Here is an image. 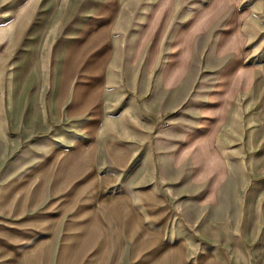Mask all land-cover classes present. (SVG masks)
<instances>
[{
  "label": "rangeland",
  "instance_id": "374dc122",
  "mask_svg": "<svg viewBox=\"0 0 264 264\" xmlns=\"http://www.w3.org/2000/svg\"><path fill=\"white\" fill-rule=\"evenodd\" d=\"M7 1L0 0V264H41L38 246L33 247L38 241L80 240L87 228L101 226L102 212L115 225L125 219L126 226L132 227L126 206H118L116 197L104 201V195L128 193L147 228L154 224L152 207L139 198L147 190L164 199L170 209L169 219L176 225L180 226L181 208L186 218L194 219L199 213L195 198L202 186L188 181L187 163L172 165L171 154L180 138L181 124V131L196 126L199 102L213 83L214 74L202 69L204 58L196 57L184 83L170 92L160 88L157 73L127 70V56L114 58L108 66L105 93L104 71L102 77L97 73L83 78L82 71L76 70L63 112L55 116L54 84L62 50L87 19L90 3L68 9L66 2H29L27 7L25 2ZM252 1V6L258 7L259 1ZM253 15L252 22L243 24L248 34L246 46L253 61L264 62V13L256 8ZM97 58L93 54L83 61L93 63ZM95 69L94 73L99 72L100 66ZM82 83L88 86L86 95H82ZM234 109L252 113L255 108L240 102ZM242 125L243 120L230 119L217 136L230 165L235 155L229 148L241 140L235 133L228 135L226 129ZM253 125L259 126V122ZM124 152V165L114 166L113 158L119 164L124 162ZM201 152L196 154L197 161H201ZM209 169L204 163L203 172ZM111 177L113 181L105 187L100 181L96 188L89 187ZM241 182L244 175L230 170L224 196L228 205L241 194L240 189L233 190ZM99 230L87 237H97ZM58 249L49 248L46 264H53ZM143 249L135 264H149L153 258L155 252H149L150 246ZM131 250L132 244L124 241L116 259L115 245L110 246L105 264H132ZM187 263L195 264L191 255Z\"/></svg>",
  "mask_w": 264,
  "mask_h": 264
},
{
  "label": "crops",
  "instance_id": "0c3cea01",
  "mask_svg": "<svg viewBox=\"0 0 264 264\" xmlns=\"http://www.w3.org/2000/svg\"><path fill=\"white\" fill-rule=\"evenodd\" d=\"M257 1L256 8L264 13V0ZM7 2H25L27 7L29 2H66L68 9L75 5L82 6L78 3H90L91 11L87 19L69 36L62 50L60 73L54 84L55 116L63 112L76 70L82 71L83 78L97 73L102 77L104 71L105 93V72L112 60L117 57L119 60L121 56H127L124 64L127 70H143L148 75L157 73L164 92H170L184 83L196 57L204 58L202 69L215 76L210 90L199 102L201 107L197 109L196 126L181 131L184 128L181 124L180 138L175 141L171 154L172 165L178 167L187 163L190 167L188 181L194 186H202V192L196 196L194 203L199 211L197 216L190 220L183 215L181 208L180 226L176 225L169 219L170 209L164 204V199L156 192L147 190L139 194L142 203L152 207L153 211L151 215L154 220L151 221L154 224L152 228H147L128 193L104 195V201L116 197L118 206H126V218L131 219L132 227L126 226L125 219L119 226L115 225L112 218L102 212L101 226L87 228L86 236L80 240L38 241L33 247L37 249L38 246L36 254L41 264L48 262V250L55 246L59 249L53 257V264H105L109 247L115 245L114 257L118 259L119 247L124 245V241L132 244V264L141 259L145 246H150L149 252H155L149 264H156L159 260L169 261V264H188L190 255L195 264H264V62L252 60V52L246 46L248 34L243 27V24L254 19L256 8L250 3L253 1ZM57 37L61 35L52 36ZM93 54L98 55L96 61L85 64L83 60ZM196 64L201 65L199 61ZM97 65L100 71L94 73ZM81 85L85 87L82 95H86L88 86L86 83ZM240 102L253 104L254 111L249 113L234 109ZM230 119L243 120L242 126L226 129L228 135L235 133L241 140L229 148L235 155L232 165L226 161L217 139ZM254 122H259V126H254ZM199 151H202L201 161L195 158ZM123 155L125 158L121 164L113 158L114 166L124 165L126 153ZM204 163L210 165L211 169L203 172ZM233 169L244 175V183L233 187L234 191L240 189L241 194L234 193L236 197L228 205L224 196L225 189L229 187L230 170ZM98 181L104 182L105 187L113 178L97 180L89 187L96 188ZM96 229H100L99 235L88 238L89 233L93 236Z\"/></svg>",
  "mask_w": 264,
  "mask_h": 264
}]
</instances>
